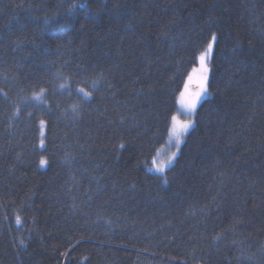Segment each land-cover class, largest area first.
Wrapping results in <instances>:
<instances>
[{
	"label": "trees",
	"instance_id": "obj_1",
	"mask_svg": "<svg viewBox=\"0 0 264 264\" xmlns=\"http://www.w3.org/2000/svg\"><path fill=\"white\" fill-rule=\"evenodd\" d=\"M0 264H264V0H0Z\"/></svg>",
	"mask_w": 264,
	"mask_h": 264
},
{
	"label": "rangeland",
	"instance_id": "obj_2",
	"mask_svg": "<svg viewBox=\"0 0 264 264\" xmlns=\"http://www.w3.org/2000/svg\"><path fill=\"white\" fill-rule=\"evenodd\" d=\"M213 40H211L209 43L212 44ZM208 43V44H209ZM208 44L204 47L203 51L199 54L198 59H197V65L194 66L188 73V78L187 81L185 82V84L183 85L182 89L180 90V92L178 93L177 96V110L176 112L172 115L175 116L177 118V121H179L180 123H186L188 121H191L193 124V114L194 111L189 115L185 108L180 104V100L182 98V94H183V98L185 100H191L195 98V94L197 92H201V87H200V83L203 80V86L205 89V92L201 95V97L199 98V100L197 101V104L199 103V101L207 96L208 94V90H207V86L205 84V80L203 79L205 73L202 72V67L207 68V63L209 61V57L211 55V52L208 51ZM201 55L205 56V60L203 62V65L201 64L200 61V57ZM196 104V106H197ZM170 120V125H169V129H168V134L165 140V143L157 149L154 157L152 158L151 161V165L149 166V171H152L154 173L157 174H163L159 171H157V169L163 168L164 170L169 167L173 161L175 160L178 152H179V148L181 143L183 142V139L185 137V134L188 132V130L191 128H189L187 130V132L184 133H180L178 127L176 131H173L174 127H176L174 125V122L172 120ZM43 135V124H40V137ZM179 140V146H177V141ZM39 145H42V141H40ZM175 154V155H173ZM44 162V160H42ZM44 164V163H43Z\"/></svg>",
	"mask_w": 264,
	"mask_h": 264
},
{
	"label": "snow or ice",
	"instance_id": "obj_3",
	"mask_svg": "<svg viewBox=\"0 0 264 264\" xmlns=\"http://www.w3.org/2000/svg\"><path fill=\"white\" fill-rule=\"evenodd\" d=\"M75 7H77V6L76 5H71L69 7V9H68V12L70 13L72 11V9L75 8ZM82 7H87V5H82ZM215 39H216V37H215V35H213L212 36V40L215 41ZM212 48H213V45L211 43H209L208 44V51L211 52ZM204 60H205V56L201 55L200 61H201L202 65H203ZM201 70H202L203 73H205L203 79L206 80L207 79V76H206L207 68L202 67ZM200 87H201V92H197L195 94V98L194 99L185 100L183 98V94H182V98L180 100V104L185 108L186 112L189 115L195 110L197 101L199 100L201 95L205 92V89H204V86H203V80L200 83ZM79 91L84 95L85 98H90V93L85 92L83 88L79 89ZM172 120L174 122V125L176 126V127H174L173 131H176L177 127H178L180 133H184V132H187V130L192 126V122L191 121H188L186 123H180L179 121H177V118L175 116L172 117ZM177 146H179V140L177 141ZM173 155H175V154H173ZM41 163L43 164L44 162L41 161ZM157 171L163 173L164 169L160 168V169H157ZM217 239H219V237H217Z\"/></svg>",
	"mask_w": 264,
	"mask_h": 264
}]
</instances>
